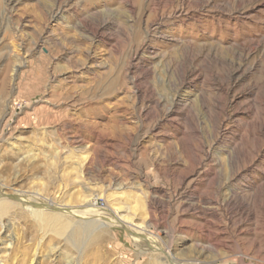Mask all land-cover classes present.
I'll list each match as a JSON object with an SVG mask.
<instances>
[{"label": "rangeland", "instance_id": "1", "mask_svg": "<svg viewBox=\"0 0 264 264\" xmlns=\"http://www.w3.org/2000/svg\"><path fill=\"white\" fill-rule=\"evenodd\" d=\"M262 113L264 0H0V263L264 264Z\"/></svg>", "mask_w": 264, "mask_h": 264}, {"label": "bare ground", "instance_id": "2", "mask_svg": "<svg viewBox=\"0 0 264 264\" xmlns=\"http://www.w3.org/2000/svg\"><path fill=\"white\" fill-rule=\"evenodd\" d=\"M244 76V75H243ZM235 97V96H234ZM251 111L249 110V113ZM263 112V110H262ZM252 113V112H251ZM253 114L257 115L256 113H254L253 111ZM264 115V113H262ZM251 116V115H250ZM258 116H260L258 114ZM256 117L255 119L259 118V117ZM262 118V116H260ZM259 122L260 124H263L261 119L259 118ZM263 120V118H262ZM241 121V120H240ZM253 121V120H252ZM251 121V122H252ZM243 122V121H242ZM244 123V122H243ZM254 123V121L252 122ZM258 124H256L257 126ZM240 127V126H239ZM255 128V127H254ZM263 128V127H262ZM264 129V128H263ZM255 131V130H254ZM253 132V131H252ZM251 132V134H252ZM258 132V131H257ZM256 133V132H254ZM260 133V132H258ZM226 134V133H225ZM257 135V134H256ZM261 135V134H259ZM258 135V136H259ZM257 136V137H258ZM253 138V136H252ZM259 138V137H258ZM254 139V138H253ZM255 140V139H254ZM263 149V148H262ZM259 150V149H257ZM261 150V149H260ZM264 152V151H263ZM261 153V152H260ZM207 154V153H206ZM206 154H203L204 157H208ZM255 155V154H254ZM258 155V154H257ZM253 158V157H251ZM255 158V157H254ZM252 159L250 160V163H249V166H247V168H244L245 171H248L249 168L251 167L250 165L253 163V161L255 159ZM257 158V157H256ZM246 159V158H245ZM244 159V160H245ZM249 159V158H248ZM231 160V159H230ZM229 160V161H230ZM247 160V159H246ZM198 161V160H197ZM203 159L199 160L196 164H194L191 172L189 174H193L194 176H192V181L194 180H197V178H201L203 176V174L201 173H198L197 172V168H200L202 166V162ZM233 162V160L231 161ZM234 163H238V162H234ZM244 163V162H243ZM196 165V166H195ZM229 165V164H228ZM233 165V164H232ZM246 167V165L244 166ZM229 168V167H228ZM237 168V167H235ZM231 169V168H230ZM229 169V171H230ZM235 171V170H234ZM237 172V171H236ZM234 172V175H232V178H236L239 176V172L236 173ZM236 173V174H235ZM244 177V176H243ZM247 178V176H245ZM249 178V177H248ZM247 178V179H248ZM230 179V178H229ZM244 179V178H243ZM250 180V179H249ZM191 181V182H192ZM236 191H239V189L236 188V190H233L232 193L228 194V197L227 199H225L223 201V204H225L226 207H229L230 205L233 204V201L239 199L240 197V193L236 192ZM240 192V191H239ZM230 195V196H229ZM2 195L0 194V197ZM25 201V199H23ZM30 201V200H29ZM238 202V201H237ZM237 202L235 203L237 205ZM246 202V201H245ZM29 204V203H28ZM40 204V203H39ZM240 204V203H239ZM238 204V205H239ZM32 205V204H31ZM235 205V206H236ZM52 206V204L50 205V207ZM232 207V206H231ZM230 207V208H231ZM7 208H9L7 206V203L5 202V200H2L0 199V219L3 217V215L6 214V211H7ZM27 208V207H26ZM53 208V207H52ZM58 209V207H57ZM244 209V208H243ZM28 211H32L33 212V215L34 217L38 220L39 224L43 225L44 227H48L50 229H54L56 232H59V231H62L64 228H67L66 224H62V217L63 215L66 213L67 214V210H63V209H58V210H62V212H59V213H56V214H52L50 216H47L43 214V212L45 210H39L36 208H33V207H28L27 208ZM236 210V209H235ZM247 210V209H246ZM47 211V210H46ZM241 211V209H240ZM69 213V212H68ZM111 213V214H110ZM110 213H108L106 211V213H100L99 211H97V209L94 207V203H91V206L90 207H86L85 209L83 208V210H74L70 212V214H74V217L80 219V218H83V219H88V222H90V226L92 227L91 229H95L96 227H104L105 225H114V226H119V227H122L124 228L128 233L129 235L131 236V238L133 239V242L136 243V246H141V248L148 252V251H151V252H154V251H158L156 248H154V243L156 242L150 234H148L146 232V229L145 227L143 226H138V225H134L133 223H131L132 221L131 220H128L127 218H125L124 216H120L116 210L114 211H111ZM110 214V215H109ZM242 216L244 215L243 213H241ZM240 214V216H241ZM112 215V216H111ZM249 216V215H248ZM247 216V217H248ZM65 221V218L63 219ZM67 222V221H66ZM243 223V222H242ZM239 223H237L236 225H238ZM69 225V224H68ZM237 229V228H236ZM66 230V229H65ZM94 231V230H93ZM237 231V230H236ZM65 233V232H64ZM153 242V243H152ZM140 248V250H142ZM1 264V263H0Z\"/></svg>", "mask_w": 264, "mask_h": 264}]
</instances>
